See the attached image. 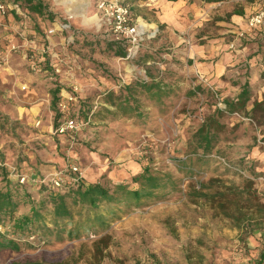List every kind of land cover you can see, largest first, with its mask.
I'll return each mask as SVG.
<instances>
[{
  "label": "rangeland",
  "instance_id": "rangeland-1",
  "mask_svg": "<svg viewBox=\"0 0 264 264\" xmlns=\"http://www.w3.org/2000/svg\"><path fill=\"white\" fill-rule=\"evenodd\" d=\"M220 1H131L160 31L127 59L115 55L119 46L100 23L83 24L81 13L95 15L89 0H74L72 12L43 0L54 20L0 0V104L10 112L0 109L9 116L0 129V190L18 202L15 218L36 222L0 225L18 246L0 249V264H255L264 219L242 231L210 201L225 186L252 182L264 204V164L256 159L264 129L247 110L228 112L232 97L196 75L189 51L190 41L221 37L227 28L230 13L217 12ZM142 175L162 187L150 188ZM86 184H100L115 201L87 206L77 195ZM136 190L150 193L136 198ZM55 201L70 215L58 216Z\"/></svg>",
  "mask_w": 264,
  "mask_h": 264
},
{
  "label": "crops",
  "instance_id": "crops-1",
  "mask_svg": "<svg viewBox=\"0 0 264 264\" xmlns=\"http://www.w3.org/2000/svg\"><path fill=\"white\" fill-rule=\"evenodd\" d=\"M179 1L160 0L162 4L169 2L178 4ZM263 3L264 0H255L251 3H246L245 0L220 1L217 5L221 7L216 6L217 12L221 15H224L225 11L230 13L227 28L222 32V36L215 39L207 38L205 42L190 41L192 44L189 51L195 63L194 72L224 95L232 97L229 103L236 101L245 83H249L251 99L247 104V111L252 110L255 101L264 102V30L257 28L250 31L247 28L248 16L257 11ZM236 7L242 9L236 10ZM93 17L99 22L96 13ZM95 21H91V24L84 22L83 24L97 26ZM232 43L235 45L234 48L231 47ZM31 98L33 99V96H30ZM227 102L228 99L225 100V103ZM0 109L10 113L2 104ZM17 114L19 118L26 117L25 112L18 111ZM26 118L29 122L34 119L33 116H30V119ZM261 129H264V125ZM258 148L257 144L253 147L254 150ZM256 159L264 164V153L258 151Z\"/></svg>",
  "mask_w": 264,
  "mask_h": 264
},
{
  "label": "trees",
  "instance_id": "trees-1",
  "mask_svg": "<svg viewBox=\"0 0 264 264\" xmlns=\"http://www.w3.org/2000/svg\"><path fill=\"white\" fill-rule=\"evenodd\" d=\"M12 1L15 3L20 2L21 4L25 3L27 10L30 13L46 16L48 20H54V14H52V12L49 11L48 5H46L43 2V0H12ZM131 1L137 2L141 0H129L130 3ZM169 1L175 2L178 0H169ZM3 17L0 16V18ZM155 40L156 39L150 41L149 43H146L143 46V48L146 45L151 44ZM111 45L119 46L115 51L116 56L118 57L126 56L127 48L125 42L114 40V42H112ZM58 92L59 90L53 93L54 105L56 102V95ZM250 99H251V93H250L249 83L246 82L242 88V91L237 96L236 101L227 103L228 112L231 113V112L246 111V107ZM258 111L264 113V102L255 101L252 110H250L247 113L250 114V117L253 120L258 119V122H260V125L262 126L264 125V116H262V118H258L256 116V113ZM213 122H215V120L213 119L210 120L207 126H213ZM6 125H9V116L3 114L2 111L0 110V129ZM204 139H206V141H210V138L208 136H205ZM262 141L264 142V138L262 139ZM141 177L144 180L148 179L147 183H150L149 184L150 188L162 187V185L159 183L158 178H153V177L146 178L145 175H142ZM251 184L252 182H248V185L242 189H238V188L232 189L231 187L225 186L224 190L222 189L219 190L216 196L217 198L212 197L210 201L212 208L214 210L218 211L219 214L224 219L230 220L235 227H237L238 229L239 228L242 229V231H243V225H245L246 223L248 224L249 222L254 221L257 225L258 224L260 225L258 221L262 218L264 219V204H262L257 199L256 192H254L251 189ZM141 192L142 191L136 190L132 192V194L136 196V198H140L142 195L147 196V193L148 194L150 193V192H145V193L143 192L141 193ZM77 195L82 203L86 204L91 208H95L103 202H114L116 199V197L114 196L113 193H111L110 190L102 187L100 184L80 185L77 191ZM54 204L58 216L62 215L63 217H66L67 215H70L67 209H63L62 204L56 205V201L54 202ZM18 208H19L18 202H16V200L13 198V194L11 190L10 189L0 190V225H2V223L7 218L10 219L14 218V221L19 229H27L29 227L35 226L36 222H34V216L32 217L29 215H23L18 218L14 217ZM70 233L72 234V231ZM13 247L18 248V246L14 243V241L8 240V238H6L3 234L0 233V249H9V248L12 249ZM10 264H45V263L28 262V263H10ZM255 264H264V251L260 255L259 259L256 260Z\"/></svg>",
  "mask_w": 264,
  "mask_h": 264
},
{
  "label": "built area",
  "instance_id": "built-area-1",
  "mask_svg": "<svg viewBox=\"0 0 264 264\" xmlns=\"http://www.w3.org/2000/svg\"><path fill=\"white\" fill-rule=\"evenodd\" d=\"M158 0H144L140 5L153 6ZM91 6L95 9V13L99 17L100 26L105 32L110 34L116 41L126 43V58L131 59L138 55L146 43L156 39L159 35V28L152 27L143 18L138 16L134 11V5L129 0H90ZM2 15L6 13V7L0 5ZM247 28L251 31L260 28L264 30V3L250 14L247 18ZM243 36V34H240ZM231 47L235 45L232 43ZM15 48V47H14ZM72 96L68 97V101H73ZM60 110L64 113L67 110V104L60 102ZM75 123L69 119L67 128L74 129ZM64 127L60 128V132L64 131ZM77 171V168H74Z\"/></svg>",
  "mask_w": 264,
  "mask_h": 264
},
{
  "label": "bare ground",
  "instance_id": "bare-ground-1",
  "mask_svg": "<svg viewBox=\"0 0 264 264\" xmlns=\"http://www.w3.org/2000/svg\"><path fill=\"white\" fill-rule=\"evenodd\" d=\"M61 4H63L64 6H67V9H68V11H74V9L72 8V7H70L69 6V4H71L72 2H74V0H58ZM171 8H169L168 6H165L164 7V9H163V11H164V13H165V16H166V19H168L169 20V18H168V16H169V14H170V12H171V10H170ZM169 10H170V12H169ZM176 12V11H175ZM171 15V14H170ZM80 16L83 18V21H84V23H90L91 21H95V23L97 24V25H99V22H98V20L96 19V18H94V17H88V15H87V12L86 11H84L83 13H81L80 14ZM164 16V17H165ZM93 18V19H92Z\"/></svg>",
  "mask_w": 264,
  "mask_h": 264
}]
</instances>
